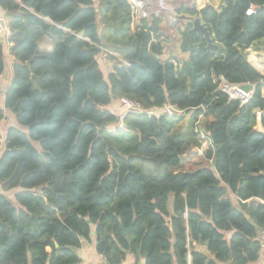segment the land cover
I'll return each instance as SVG.
<instances>
[{
	"label": "trees",
	"instance_id": "obj_1",
	"mask_svg": "<svg viewBox=\"0 0 264 264\" xmlns=\"http://www.w3.org/2000/svg\"><path fill=\"white\" fill-rule=\"evenodd\" d=\"M0 9L11 29V45L0 37V75L5 50L14 58L0 124L4 109L18 124L0 139V264H79L91 236L107 264L129 253L144 264L259 259L264 75L246 49L264 52V0L178 6L200 18L213 44L186 22L184 59L165 55L163 16L135 21L127 0H0ZM190 42L198 46L189 52ZM99 54L114 61L106 74ZM218 76L252 84L253 97L229 100ZM120 98L143 111L121 118L124 109L108 108ZM166 104L179 112L150 113Z\"/></svg>",
	"mask_w": 264,
	"mask_h": 264
},
{
	"label": "crops",
	"instance_id": "obj_2",
	"mask_svg": "<svg viewBox=\"0 0 264 264\" xmlns=\"http://www.w3.org/2000/svg\"><path fill=\"white\" fill-rule=\"evenodd\" d=\"M191 3H194L198 9L202 8L206 4H211L214 8L220 9L224 4V0H173L170 2V5L168 7L165 8V7L160 6L159 9H155V10L152 8L153 6L151 5V3L149 4L150 7L148 10H149L150 15H163V23L161 24V26L163 27L164 30H167L168 32L165 36L162 37L164 38V41H165L164 44L166 46L165 55L172 53V54L178 55L179 57L185 56L184 53H181L179 50V35L177 31L175 32V34L172 33L173 31L171 29L173 28V26L171 25L170 22L167 21L166 14L164 16L163 13L165 12V9L166 11L167 10L175 11V9L181 4L188 5ZM0 12H2L1 9H0ZM136 20L138 19H135V21ZM44 43H46V45H44ZM40 45L41 47L49 49L51 48V40L45 37L43 38ZM169 48H172V49L169 50ZM260 53L264 55L262 47H260L259 49H255L254 46H252L246 49V55H247L248 61L259 71L260 74L264 75L263 65L257 62V58L260 57L259 56ZM13 60H14L13 56L9 53L8 49H6L5 50V67H4L3 73L0 75V93L2 94L0 96L1 103H3V97H4L3 93L11 82ZM106 64L107 66H109L110 68L109 70H111L114 65V64H111L110 62H107ZM262 94L264 96V83L262 86ZM111 105L113 106L116 105L118 108L120 107V111H121L120 99L113 101ZM114 110L117 111L115 106H114ZM6 111H10V110L4 109L5 115H6ZM261 114L262 112H259V113L256 112V122H255L254 128L257 131H263V128L260 122ZM13 119L15 120V117ZM9 126H18V124L16 123V120H15V123ZM172 198H173L172 195H170L168 198V208L169 209H171ZM77 253L80 257L79 264H102L104 263V260L102 259L101 255L98 254L95 250V243H94L93 236H91L90 241L82 242L81 247L77 249ZM124 264H144V259L143 258L135 259V257L129 253L127 254L124 260ZM221 264H224V263H221ZM249 264H264V246L261 249L259 259Z\"/></svg>",
	"mask_w": 264,
	"mask_h": 264
},
{
	"label": "built area",
	"instance_id": "obj_3",
	"mask_svg": "<svg viewBox=\"0 0 264 264\" xmlns=\"http://www.w3.org/2000/svg\"><path fill=\"white\" fill-rule=\"evenodd\" d=\"M127 1L131 5L132 13L135 19L147 17L150 15L149 10H148L150 7L149 0H127ZM10 34H11L10 18L7 17L3 12H0V37L6 39L8 45H11L10 41H8ZM257 62L261 64V61H259V57L257 58ZM214 82L217 84V89L220 92L224 93L228 97L229 100L238 101L239 105H244L248 103L253 97L252 90L247 91L243 89L242 86L244 84L229 82L223 76L215 77ZM120 102L124 108L123 113L120 115L121 118H123V115L127 112L128 113H140L143 111L141 107L131 99L120 98ZM178 112L179 111L176 108H174L171 105H167V104L161 108L150 111V113L152 114L167 113L168 115H173ZM256 112L259 113L260 111H256ZM207 146H208V140L205 139L202 143L201 149H199V153H201L203 149L206 148ZM260 239H261V244L263 247L264 246V232H261ZM102 264H107V263L104 262Z\"/></svg>",
	"mask_w": 264,
	"mask_h": 264
},
{
	"label": "rangeland",
	"instance_id": "obj_4",
	"mask_svg": "<svg viewBox=\"0 0 264 264\" xmlns=\"http://www.w3.org/2000/svg\"><path fill=\"white\" fill-rule=\"evenodd\" d=\"M149 1H151L150 3H151V5L153 6L152 8L155 10V9H159V7L160 6H163V5H165V6H163V7H168L169 5H170V2L171 1H173V0H149ZM165 11H166V9H165ZM168 14H166V16H167ZM163 16V15H162ZM165 16V15H164ZM171 25H172V23H171ZM173 26V28L171 29L173 32V34H175V32L177 31V33H178V29H180V28H182L183 27V25L182 24H176V25H172ZM170 30V31H171ZM164 32H165V34H167L168 32H167V30H164ZM44 45H46V43H44ZM172 48H169V50H171ZM185 56H182L183 58H181V59H184V58H186V54H184ZM259 61H261V64L263 65V68H264V55L263 54H259ZM98 60H99V62H100V64H101V66H102V69H103V72L106 74V72L110 69L109 68V66H107V62H110L111 64H114V61L113 60H111L110 58H108V57H105L104 55H102V54H99L98 56ZM111 66V65H110ZM263 72H264V69H263ZM112 104V103H111ZM110 104V106H108L109 108H110V110L111 111H113V112H115L116 114H118V112H120V107L118 108L116 105H114L115 106V108L117 109V111L116 110H114V106L113 105H111ZM118 105V104H117ZM120 105H121V110H123L124 108H123V106H122V104H121V102H120ZM14 117H13V114L10 112V111H6V115H5V119H4V121L2 122V124L0 125V139L2 138L1 136H3L4 135V133H5V130H6V127L7 126H9V125H12V124H14L15 123V120L13 119ZM33 144L35 145V146H37V143L36 142H33ZM188 164L190 165V168L191 169H194V168H196L198 165H200V159L199 158H197V156L196 157H192V158H190V160H189V162H188ZM5 194L6 195H8L12 200H13V197H12V195L9 193V192H5ZM233 198V201L235 202V199H234V197H232Z\"/></svg>",
	"mask_w": 264,
	"mask_h": 264
},
{
	"label": "water",
	"instance_id": "obj_5",
	"mask_svg": "<svg viewBox=\"0 0 264 264\" xmlns=\"http://www.w3.org/2000/svg\"><path fill=\"white\" fill-rule=\"evenodd\" d=\"M168 14L167 15V21L172 23V25H176V24H182L184 26V24L186 22H191L192 27H191V32L196 36L198 33H201L203 36V39L207 42V48H210L213 44H212V40L210 37V32L207 26H205L200 18L198 16H190V15H186V14H177L175 11L173 10H167L163 13ZM198 46V43H192L190 42L189 47H188V51H192L193 49H196ZM186 64L187 66L190 68L191 70V77L194 79L198 76V73H196L192 63L190 62V60H186ZM259 82L264 83L263 80H260ZM244 90H252L254 91V86L252 84H244L243 86ZM129 231V228L124 229V233L127 234ZM93 234V232H91Z\"/></svg>",
	"mask_w": 264,
	"mask_h": 264
}]
</instances>
